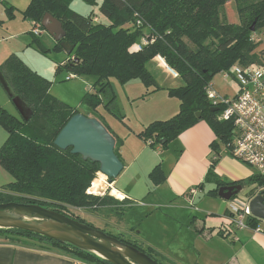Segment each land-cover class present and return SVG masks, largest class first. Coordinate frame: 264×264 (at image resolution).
Listing matches in <instances>:
<instances>
[{
	"label": "trees",
	"instance_id": "1",
	"mask_svg": "<svg viewBox=\"0 0 264 264\" xmlns=\"http://www.w3.org/2000/svg\"><path fill=\"white\" fill-rule=\"evenodd\" d=\"M72 1L30 0L22 17L40 25L42 17L48 13L61 23L65 32L62 40L73 46V51L57 65L56 72L64 69L76 77L94 78L90 90L83 95V102L93 111L102 106L121 119L115 108L111 79L120 84L138 80L147 90L153 88L146 94L158 91L146 64L160 57L182 81L180 87L166 90L168 97L179 102L178 111L167 120L150 122L137 136L148 141L150 148L159 146L161 151H166L182 132L204 121L215 136V141L210 144V165L200 184L201 187L213 184L207 195L217 197L218 189L225 185L257 184L264 187L257 174L244 181L227 183L214 173L220 157L219 144L226 147L223 154L228 153L232 125L217 121L220 108L212 107L205 94V87L215 74L230 72L235 65L261 63L263 52H254L257 44L250 38L252 33L264 29V0H81L90 7H97L99 15L107 19L106 25L92 21L93 10L85 15L71 10L69 4ZM230 1L236 5L238 25L227 23L220 13ZM7 9V18L12 19V10ZM136 21L141 24L137 26ZM252 25L253 31H250ZM144 31L149 32L146 44L138 50H131ZM30 36L29 46H34L42 56L51 51H63L60 42H54L51 49H47L39 36L32 33ZM0 76L10 100L18 98L25 110L23 119L0 106V126L7 134L0 147V167L12 178L0 188V204L39 205L91 226L66 210L99 211L118 204V201L106 194L97 196L86 192L96 177L98 164L71 154V149L60 150L53 144L68 120L79 113L78 110L52 97L50 82L15 56L0 66ZM114 152L116 154V148ZM149 179L155 185L163 182L158 166L151 171ZM248 225L255 228L257 221L251 220ZM0 236L24 246L51 247L80 261L109 264L91 253L29 232L0 229ZM114 238L157 262L150 249L143 250L134 243Z\"/></svg>",
	"mask_w": 264,
	"mask_h": 264
},
{
	"label": "crops",
	"instance_id": "2",
	"mask_svg": "<svg viewBox=\"0 0 264 264\" xmlns=\"http://www.w3.org/2000/svg\"><path fill=\"white\" fill-rule=\"evenodd\" d=\"M29 3L30 0H0V66L9 57L15 56L40 75L34 64L35 57L26 48L30 43L26 36L31 41L30 29L33 22L23 19L22 13ZM8 7L12 10V19L7 18ZM93 13L99 22L108 24L107 19L99 15L97 10ZM140 42L137 41L131 50L141 47ZM12 44L15 45L12 47ZM65 59L60 63H53L59 65ZM162 61L160 57H155L146 64L158 91L146 94L153 88L143 91L141 87H137L138 91H129L131 89L126 87L122 102L115 105L121 119L105 111L102 106L86 116L98 120L112 135L115 144L117 143L116 154L123 165L117 178L107 183L109 190H112L108 196L113 197L118 204L99 211L106 215L115 213L114 222L117 227H121L126 225L125 216L130 214L134 206H139L134 207L137 210L164 209L158 218L155 215L153 217L165 226L163 233L166 240L162 250H166L164 255H170L171 264H264V224L257 223L259 230L248 227L234 232L231 229L226 231L227 201L218 196L207 195L213 184L200 186L212 158L210 144L215 141L210 127L204 121L197 122L182 132L166 151H161L159 146L150 148L148 141L137 136L150 122L167 120L178 111L179 102L168 97L166 90L180 87L182 81L178 76L173 77ZM1 78L0 76V106L5 109L11 100L1 84ZM93 83L94 81L89 86L86 81L88 88L85 93ZM128 84L134 83L128 82L125 85ZM155 97L160 98L159 101L164 105L159 106ZM151 99L154 101L149 104ZM76 109L85 116L84 112ZM6 138L7 134L0 126V147ZM157 166L164 180L155 185L149 179V174ZM214 173L221 181L232 183L248 179L254 175L255 170L247 169L220 150ZM11 181L10 175L0 167V188ZM191 190H194V195L190 193ZM112 192L120 197L112 195ZM123 210H127L126 213ZM130 233L134 234L133 231ZM133 236L129 241L143 247ZM159 247L153 243L145 248L159 250ZM0 264L92 263L77 260L74 256L51 247L24 246L0 236Z\"/></svg>",
	"mask_w": 264,
	"mask_h": 264
},
{
	"label": "water",
	"instance_id": "3",
	"mask_svg": "<svg viewBox=\"0 0 264 264\" xmlns=\"http://www.w3.org/2000/svg\"><path fill=\"white\" fill-rule=\"evenodd\" d=\"M40 26L54 42H60V47L66 55L72 53L73 46L62 40L65 32L56 18L46 13L41 19ZM250 31H253V25ZM1 83L5 87L2 78ZM11 103L19 116L25 119V110L19 99L12 98ZM53 144L60 150L71 149V154L98 164V173L107 179V183H111L123 169L121 161L114 152L115 141L112 135L98 120L81 113H77L68 120ZM262 182L264 183V178ZM245 187L247 185L244 187L225 185L218 189L217 196L224 201H229ZM248 207L255 219L264 222V191L256 194L249 201ZM0 229L29 232L91 253L109 264H159L135 247L98 228L80 223L39 205L16 202L0 204Z\"/></svg>",
	"mask_w": 264,
	"mask_h": 264
},
{
	"label": "rangeland",
	"instance_id": "4",
	"mask_svg": "<svg viewBox=\"0 0 264 264\" xmlns=\"http://www.w3.org/2000/svg\"><path fill=\"white\" fill-rule=\"evenodd\" d=\"M69 8L73 11H75L78 14L85 15L89 12H91L92 9L96 12V7H90L89 5L83 3L81 0H74L70 2ZM220 13H222V19H224L227 23L232 25H238L239 24V18L237 14L236 5L233 1L227 2L224 7L221 9ZM99 22V21H98ZM31 30V29H30ZM258 34L260 42L257 44V48L254 52L257 53L258 50L264 51V29L260 30ZM143 37L138 39V41H141L143 43V39H146L147 36H149L148 31H144ZM28 39V42H30V38L26 36ZM143 38V39H142ZM40 41L42 42L43 46H45L47 49H51L53 46L54 41L52 38L43 31L41 35L39 36ZM140 42L141 45H143ZM14 43V42H12ZM15 44H12V47ZM27 51L35 57L34 64L36 68H38L39 71H37L40 76L42 75L43 78L47 79L50 82V88L49 93L52 97L55 99L64 102L65 104L76 107L79 109L80 112H84L85 116L90 115L92 108L89 104L83 102V95L85 94V90L88 88L86 81H88V84L92 83L94 81L92 77H76L70 73H68L64 69H60L59 72H56L57 65H55L53 62H62L67 55L64 53V51H56V52H49L47 55H41L38 53L34 46H27ZM261 53V52H260ZM258 53V54H260ZM26 61V58H25ZM29 64V62H28ZM29 66V65H28ZM29 68V67H28ZM32 68V67H31ZM30 69V68H29ZM70 77V78H69ZM69 78V79H68ZM130 82H133L134 84H128L127 86L125 84H120L117 80L111 79L110 86L113 89V93H115V105L117 106L118 103H121L124 95V90H127L126 87H128L129 91H138L141 87L142 90H146L147 88L144 87V85L138 81V80H132ZM128 83V82H127ZM210 84L213 87V90L217 93V95L221 98L228 97L233 98L237 91V83L236 81L229 76L227 79H224L221 75V72L218 74H215ZM152 88V87H150ZM118 99V101H117ZM160 98L155 97V100L158 102L157 104L164 105V103L159 101ZM154 100H149V104H152ZM5 110L11 115L19 116L18 112L14 108L11 101L8 103L7 107H5ZM220 150L223 151L226 149V147L222 144H219ZM227 156V155H226ZM232 159V158H231ZM234 161L240 163L241 165H244L247 167V169L251 170L252 167L242 163L236 159H233ZM255 174V173H254ZM96 178V177H95ZM117 178V177H116ZM115 178V179H116ZM114 179V180H115ZM94 181V180H93ZM109 187L107 186V189L99 194H96L97 196H103V195H111V191L109 190ZM247 188L243 189L240 193L246 192ZM115 197V196H114ZM142 205V204H140ZM139 207V206H134ZM131 209L130 214L126 215V225L117 227V224L115 221V216L113 212L104 214L100 211H95L93 209H86V210H78V209H70L68 208L66 212L70 214L73 217L80 218L84 222L90 224L94 228H98L102 230L104 233L121 238L123 240H126L128 242L131 241L132 236L137 240L139 244H142L143 247L138 245L139 247H142L143 250H146L147 247H150L153 245V243L159 245L161 249L159 250H151L154 251V258L157 260V262L162 264H171L172 261H170V255H164L166 250H162V248L165 247V240L166 236L163 233L165 226H163L162 222H159L155 220V217H159V215L164 212V209L159 208L158 210L155 209H140L137 210L135 208ZM127 210H123L124 213H126ZM155 215V217H153ZM122 216V214H121ZM108 221H107V220ZM132 230H131V229ZM130 231H133L134 234H131ZM130 240V241H129ZM146 247V248H145ZM150 249V248H149ZM78 260V259H77Z\"/></svg>",
	"mask_w": 264,
	"mask_h": 264
},
{
	"label": "built area",
	"instance_id": "5",
	"mask_svg": "<svg viewBox=\"0 0 264 264\" xmlns=\"http://www.w3.org/2000/svg\"><path fill=\"white\" fill-rule=\"evenodd\" d=\"M92 21L98 23V18L93 16ZM135 24L139 26L141 23L136 21ZM43 31L40 25H32V35L40 36ZM259 36L258 33H252L250 38L251 42L258 44L260 42ZM142 44H146V39H143ZM261 52H263V58L260 64H252L249 66L235 65L231 68L230 72H221L224 79L231 76L237 83V91L233 98L219 97L210 83L205 87V94L212 107L216 109L220 108L216 117L217 121L228 122L232 125V137L228 146L227 156L251 166L255 170V173L263 179L264 51L262 50ZM167 71L173 77L178 76L169 68H167ZM91 185L92 183L90 187ZM104 186L105 191L108 186L106 178L104 180ZM246 188V192L240 193L243 188L237 195L227 201V220L226 226L224 227L226 231L231 229L234 232L235 230L246 229L249 227L248 223L251 220H255L257 223L261 222L251 215L248 204L256 194L264 191V187L253 184ZM86 192L91 195H96L90 191V188ZM190 193L194 195L195 192L191 190ZM261 223L264 224V222ZM256 229L259 230V227L256 226Z\"/></svg>",
	"mask_w": 264,
	"mask_h": 264
},
{
	"label": "bare ground",
	"instance_id": "6",
	"mask_svg": "<svg viewBox=\"0 0 264 264\" xmlns=\"http://www.w3.org/2000/svg\"><path fill=\"white\" fill-rule=\"evenodd\" d=\"M164 67L167 69V67L165 65H164ZM104 179H105V177L102 174L98 173L97 178L94 179V181L92 182V185L90 187V191L94 194L102 193L103 190L105 189V186L103 183ZM112 195L119 196L114 192H112Z\"/></svg>",
	"mask_w": 264,
	"mask_h": 264
},
{
	"label": "flooded vegetation",
	"instance_id": "7",
	"mask_svg": "<svg viewBox=\"0 0 264 264\" xmlns=\"http://www.w3.org/2000/svg\"><path fill=\"white\" fill-rule=\"evenodd\" d=\"M241 186H243L244 187V185H241ZM162 264V263H161Z\"/></svg>",
	"mask_w": 264,
	"mask_h": 264
}]
</instances>
